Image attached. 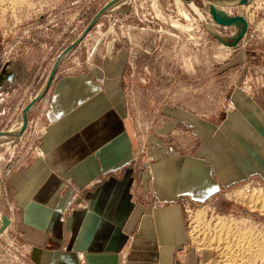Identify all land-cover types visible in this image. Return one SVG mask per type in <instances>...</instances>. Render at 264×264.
<instances>
[{
  "label": "crops",
  "instance_id": "crops-1",
  "mask_svg": "<svg viewBox=\"0 0 264 264\" xmlns=\"http://www.w3.org/2000/svg\"><path fill=\"white\" fill-rule=\"evenodd\" d=\"M123 70L111 45L99 65L55 78L42 155L6 179L10 227L33 264H195L192 253L180 254L188 246L180 200L203 202L241 180L264 179V108L239 91L219 124L173 112L200 138L196 150L156 140L141 161Z\"/></svg>",
  "mask_w": 264,
  "mask_h": 264
},
{
  "label": "rangeland",
  "instance_id": "rangeland-1",
  "mask_svg": "<svg viewBox=\"0 0 264 264\" xmlns=\"http://www.w3.org/2000/svg\"><path fill=\"white\" fill-rule=\"evenodd\" d=\"M0 1V131H9L44 86L59 54L110 0ZM179 1L130 0L126 10L109 9L62 58L54 77L88 71L99 65L114 45L124 64L126 110L137 135L141 161L156 140L167 144L168 150L182 152H193L201 144L192 129L175 121L176 109L219 124L227 118V111L234 110L230 103L233 92L241 90L264 108V0L224 6L231 19L242 15L245 25L217 24L207 0ZM241 52H247L243 59ZM46 94L30 109L19 139L0 147V213L8 220L11 191L6 179L37 154L42 155L38 139L47 126ZM246 186L249 194L253 189L264 192V179L241 180L203 202L180 200L188 238L181 256L192 253L195 264L213 258L198 245L203 234L193 231L192 213H202L203 223L212 224L219 216L254 221L264 234V217L257 212L251 215L246 206L229 197ZM28 255L27 245L8 223L0 230V264H33Z\"/></svg>",
  "mask_w": 264,
  "mask_h": 264
},
{
  "label": "bare ground",
  "instance_id": "bare-ground-1",
  "mask_svg": "<svg viewBox=\"0 0 264 264\" xmlns=\"http://www.w3.org/2000/svg\"><path fill=\"white\" fill-rule=\"evenodd\" d=\"M237 1L238 0H209L212 9L215 12L216 20L219 22H224V25L231 22L235 23L236 25H245V20V23H242L237 19L231 20V17L228 16L229 13L226 15L223 11L224 6L233 7V5H238L239 3ZM249 1L250 0H248V2ZM186 2L189 4L192 3L191 1ZM248 2L244 5L249 4ZM129 3L130 0H119L110 9L121 8L126 10L129 6ZM184 17H187V15L185 16V13ZM241 92L243 91L241 90ZM21 120L22 115L20 114L16 123H14L11 130H9L10 134L0 135V147L3 145H12L19 139L18 133L22 127V125H20ZM247 187L248 186H246V188L243 190L235 191L233 194L231 193L232 195H229V197H233L234 200L243 206H246L247 210L251 212V215L254 214L255 216L258 213L260 218L264 217V192L260 189H253L251 190L252 193L249 194L250 191H245L247 190ZM205 209H207V207L202 208L201 210ZM201 214L202 213L191 214V217L194 215L192 217V228L196 233L201 232L203 234V237L200 239L198 245L205 247L213 256V258H211L206 264H264V234H262L263 227L259 228L254 221L245 222L244 220H236L234 218H226L222 216L217 217L216 222L213 220L214 223L212 224L211 222L203 223L200 220ZM4 217L5 216L0 213V230L4 229ZM8 221L10 224V220ZM243 226H246L247 228H244ZM79 255L81 258H83V255Z\"/></svg>",
  "mask_w": 264,
  "mask_h": 264
},
{
  "label": "water",
  "instance_id": "water-1",
  "mask_svg": "<svg viewBox=\"0 0 264 264\" xmlns=\"http://www.w3.org/2000/svg\"><path fill=\"white\" fill-rule=\"evenodd\" d=\"M119 0H110L109 2L105 3L101 9L91 18V20L88 22V24L86 25V27L83 29V31L81 32V34L75 39V41L68 46L63 52H61L59 54V56L57 57L54 65L52 66L49 75L46 79V82L44 84V87L39 91V93L22 109L21 111V115H22V120H23V124L22 127L18 133V135L20 136L21 133L23 132V130L26 128L27 125V114L29 113L30 109L37 104L42 97L47 93L51 83L54 80L55 77V73L56 70L58 68L59 63L61 62L62 58L69 52L71 51L76 45L79 44V42L83 39V37L90 31V29L93 27V25L96 23V21H98L101 16L103 14H105L112 6H114ZM186 1H192V0H186ZM209 1V0H207ZM240 5H244L248 2V0H238L237 1ZM210 14L213 18V20L217 23V24H224V22H219L216 20V16H215V12L213 9L210 10ZM235 20L237 19L238 21L240 20L242 23L244 22V19L242 17H235L231 20ZM227 23V22H226ZM242 36V31L240 32L239 36H237V38L234 40V43L232 45H235V41L240 39ZM6 134H10L9 131H0V135H6ZM4 221H5V225L3 228H5L7 226V224L9 223L8 219L6 217H4Z\"/></svg>",
  "mask_w": 264,
  "mask_h": 264
},
{
  "label": "built area",
  "instance_id": "built-area-1",
  "mask_svg": "<svg viewBox=\"0 0 264 264\" xmlns=\"http://www.w3.org/2000/svg\"><path fill=\"white\" fill-rule=\"evenodd\" d=\"M239 17V16H241V17H243L242 15H240V14H238V15H233L232 17ZM244 18V17H243ZM245 19V18H244ZM246 20V19H245ZM247 21V20H246ZM248 24V23H247ZM247 30V27L246 28H244L243 30H242V36L244 35V33H245V31ZM241 36V37H242ZM238 43V42H237ZM237 43H235V45H232V47L234 48V47H236L237 46Z\"/></svg>",
  "mask_w": 264,
  "mask_h": 264
}]
</instances>
